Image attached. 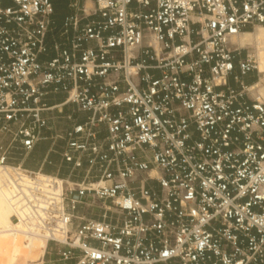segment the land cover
Returning <instances> with one entry per match:
<instances>
[{
	"label": "built area",
	"instance_id": "1",
	"mask_svg": "<svg viewBox=\"0 0 264 264\" xmlns=\"http://www.w3.org/2000/svg\"><path fill=\"white\" fill-rule=\"evenodd\" d=\"M68 8L0 0V187L46 243L25 264H264L260 70L233 42L264 0ZM41 142L59 173L22 166Z\"/></svg>",
	"mask_w": 264,
	"mask_h": 264
},
{
	"label": "bare ground",
	"instance_id": "2",
	"mask_svg": "<svg viewBox=\"0 0 264 264\" xmlns=\"http://www.w3.org/2000/svg\"><path fill=\"white\" fill-rule=\"evenodd\" d=\"M233 42L242 47L255 45L257 47L255 55L260 73H264V26H257L254 32H243L239 36L233 37ZM257 87H260L258 83L251 86L249 91H255L254 89ZM257 92L264 96V86ZM23 237H25V241H23ZM40 243L43 246L44 254L45 241L38 236L24 233L23 227L14 218L9 192L0 187V264H13L14 261H22L27 253L33 257L38 253Z\"/></svg>",
	"mask_w": 264,
	"mask_h": 264
},
{
	"label": "crops",
	"instance_id": "3",
	"mask_svg": "<svg viewBox=\"0 0 264 264\" xmlns=\"http://www.w3.org/2000/svg\"><path fill=\"white\" fill-rule=\"evenodd\" d=\"M66 10L65 12H63L62 14H60V17L63 18V21L65 19V17H67L68 15L71 14V10L68 8V0H62ZM54 8H55V13L53 16V20L57 26V24L59 23V7L61 3H59L57 0H52ZM62 21V24H63ZM62 26V25H61ZM245 81L247 83V85L251 86L254 85L257 81V77L255 75V73L249 74L245 77ZM234 84V83H232ZM64 99V96L61 97V95L55 97L52 100V103L55 102H60ZM48 144H50L49 142H41L39 143L32 152H30L23 160L22 162V166L25 169L28 170H32V171H37L39 169H42L45 173L47 174H57L58 172V165H59V161L60 158L58 157V155L55 154H50L49 158L53 161L52 164H48V163H44L43 160L46 156L47 150L50 147ZM61 176H65L66 172L65 171H61L60 172Z\"/></svg>",
	"mask_w": 264,
	"mask_h": 264
},
{
	"label": "rangeland",
	"instance_id": "4",
	"mask_svg": "<svg viewBox=\"0 0 264 264\" xmlns=\"http://www.w3.org/2000/svg\"><path fill=\"white\" fill-rule=\"evenodd\" d=\"M57 1L59 3L62 2L61 4H59L60 5V7H59V13H58L59 14V16H58L59 17V21H58L59 23L57 24V27L60 28L61 25H62V21H63V18L60 17V14H62L63 12H65L66 7H65V5H64V3H63L62 0H57ZM254 31L255 30H250V31H247V32H254ZM243 48H245V51L248 50V51L253 52V53H256V51H257V47L255 45H253V46H245ZM259 70H260V68H259ZM263 80H264V73H260V79L257 81V83L260 85V87H257L256 89H254L255 91H249V94H250V96L253 99H258V100L264 102V96L261 95V94H259L257 92L259 90V88H261L262 86H264V81ZM231 82L233 83V81H231ZM61 97H63V95H61ZM48 145L50 146V144H48ZM23 241H25V237H23ZM42 255H43V246L40 243L39 251H38V253L36 255H34L33 257H31L29 255V253H27L25 255V258L22 261H18V262L17 261H14L13 264H25L28 261H35V260L39 259Z\"/></svg>",
	"mask_w": 264,
	"mask_h": 264
},
{
	"label": "trees",
	"instance_id": "5",
	"mask_svg": "<svg viewBox=\"0 0 264 264\" xmlns=\"http://www.w3.org/2000/svg\"><path fill=\"white\" fill-rule=\"evenodd\" d=\"M248 31H250V30H248Z\"/></svg>",
	"mask_w": 264,
	"mask_h": 264
}]
</instances>
